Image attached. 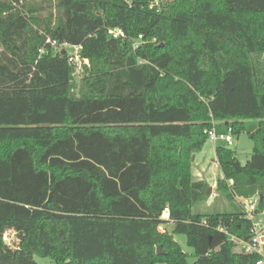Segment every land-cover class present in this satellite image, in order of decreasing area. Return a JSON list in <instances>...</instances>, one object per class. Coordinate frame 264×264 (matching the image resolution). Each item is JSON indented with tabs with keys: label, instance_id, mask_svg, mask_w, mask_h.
I'll use <instances>...</instances> for the list:
<instances>
[{
	"label": "trees",
	"instance_id": "obj_1",
	"mask_svg": "<svg viewBox=\"0 0 264 264\" xmlns=\"http://www.w3.org/2000/svg\"><path fill=\"white\" fill-rule=\"evenodd\" d=\"M53 42L82 47L78 84ZM214 126L254 148L242 165L216 147L231 211L201 214L192 169ZM256 197L261 214L264 0H0V264H190L175 235L192 264H257L235 253Z\"/></svg>",
	"mask_w": 264,
	"mask_h": 264
},
{
	"label": "rangeland",
	"instance_id": "obj_2",
	"mask_svg": "<svg viewBox=\"0 0 264 264\" xmlns=\"http://www.w3.org/2000/svg\"><path fill=\"white\" fill-rule=\"evenodd\" d=\"M81 75L77 74V83H79ZM234 145L229 147L224 141H218L215 143L208 138L206 144L203 146L202 150L196 154V161L193 165L192 176L195 181H205L208 185V199L199 204L194 208L196 213H223L230 212V204L226 197V194L217 190L219 179L223 178L220 167L218 166L216 157V147L218 145H224L231 150L235 151L236 156L242 165H246L249 160H251V154L253 152L254 143L245 133L240 134L238 137L233 136ZM260 219L261 226L264 227V215L257 214L255 220ZM171 224V223H170ZM170 225H166V229L169 230ZM5 241L11 248H16L18 246L17 236L13 231H7L5 234ZM174 240L180 245L183 252L188 255V262L190 264L194 263V250L187 245L186 236L175 235ZM245 247L239 245L235 247V253H243ZM264 257V255H263ZM264 260V259H263ZM37 264H56L51 258L35 257Z\"/></svg>",
	"mask_w": 264,
	"mask_h": 264
},
{
	"label": "built area",
	"instance_id": "obj_3",
	"mask_svg": "<svg viewBox=\"0 0 264 264\" xmlns=\"http://www.w3.org/2000/svg\"><path fill=\"white\" fill-rule=\"evenodd\" d=\"M160 0H153V5L159 6ZM107 33L110 37L113 39H122L124 40L126 38V33L123 32V30L119 28H110L107 30ZM143 40V37L140 36L138 41H136L133 44V48L137 49L138 48V43L139 41ZM53 45L55 46V50H64V48L67 49L68 51V62L69 65L75 68L76 70V76L77 74H80L83 72V66H89V61L87 59H84L82 57V47L81 46H72V45H67L63 44L58 46L56 42H53ZM205 134L208 136L209 139L217 143L218 141H224L228 144L229 147L234 145V138H232V129L230 128L227 132V134H219L217 133V130L215 126L211 130L205 131ZM245 206V209L247 211V218L253 222V239L248 242H242V241H236V247L239 245H242L245 247V251H242L243 253H255V254H261L264 255V227L261 226L260 219L255 220V217L257 216L256 213V208L259 202V198H252V199H239ZM264 215V212L260 214ZM162 220L163 221H170L171 220V214L169 213V209L165 208L163 211L162 215ZM158 231L161 233L165 234L166 233V228L165 226H160ZM235 239V238H233ZM257 264H264L263 261H259Z\"/></svg>",
	"mask_w": 264,
	"mask_h": 264
},
{
	"label": "water",
	"instance_id": "obj_4",
	"mask_svg": "<svg viewBox=\"0 0 264 264\" xmlns=\"http://www.w3.org/2000/svg\"><path fill=\"white\" fill-rule=\"evenodd\" d=\"M62 55H66V52L65 51H62ZM5 243H7V242L5 241ZM157 250H158V253L159 254H162V250H161L160 247Z\"/></svg>",
	"mask_w": 264,
	"mask_h": 264
},
{
	"label": "crops",
	"instance_id": "obj_5",
	"mask_svg": "<svg viewBox=\"0 0 264 264\" xmlns=\"http://www.w3.org/2000/svg\"><path fill=\"white\" fill-rule=\"evenodd\" d=\"M217 163V162H216ZM170 225V224H169Z\"/></svg>",
	"mask_w": 264,
	"mask_h": 264
}]
</instances>
